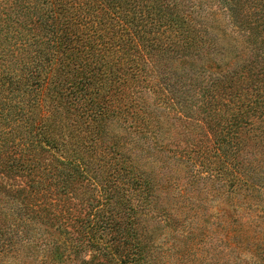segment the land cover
<instances>
[{
	"label": "trees",
	"instance_id": "trees-1",
	"mask_svg": "<svg viewBox=\"0 0 264 264\" xmlns=\"http://www.w3.org/2000/svg\"><path fill=\"white\" fill-rule=\"evenodd\" d=\"M197 250L264 264V0H0V264Z\"/></svg>",
	"mask_w": 264,
	"mask_h": 264
},
{
	"label": "rangeland",
	"instance_id": "rangeland-1",
	"mask_svg": "<svg viewBox=\"0 0 264 264\" xmlns=\"http://www.w3.org/2000/svg\"><path fill=\"white\" fill-rule=\"evenodd\" d=\"M162 161V160H161ZM159 185H160V182H159ZM199 190H200V193H199V201H197V203H196V207L198 206V204L200 203L201 204V208H199V211L200 212H204L205 211V190H204V185H202V186H199ZM214 204H216V203H214ZM222 206H224V204H222ZM210 226V225H209ZM221 234V233H220ZM196 247V246H195ZM221 249L223 250V251H225V253H220L219 251H214L213 249H211V252H210V256H212L213 258H215L214 257V255L216 256V255H219V256H227V254H229V252L227 251V249H225V248H223V246H221ZM244 252V254H246V257L247 256H251L250 255V253H249V251H243ZM203 252L202 251H200V250H197L196 251V253L195 254H191L190 255V258H195V257H198V260H196V262H195V264H201L200 262H204L205 260V255L204 254H202ZM237 254H238V251H236V252H232L231 253V255H230V259L231 260H234L233 258H235L236 256H237ZM202 260V261H201ZM214 262V261H213ZM190 263L192 264V262L190 261ZM242 264H244V263H242Z\"/></svg>",
	"mask_w": 264,
	"mask_h": 264
}]
</instances>
